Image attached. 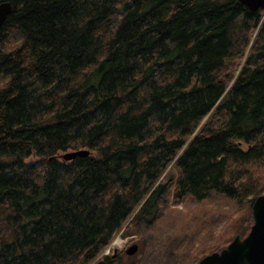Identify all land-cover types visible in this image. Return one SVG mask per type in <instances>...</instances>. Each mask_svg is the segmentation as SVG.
I'll use <instances>...</instances> for the list:
<instances>
[{
  "label": "trees",
  "instance_id": "16d2710c",
  "mask_svg": "<svg viewBox=\"0 0 264 264\" xmlns=\"http://www.w3.org/2000/svg\"><path fill=\"white\" fill-rule=\"evenodd\" d=\"M5 1L0 264H93L169 191L250 206L264 193V10ZM120 257L101 258L133 264Z\"/></svg>",
  "mask_w": 264,
  "mask_h": 264
},
{
  "label": "rangeland",
  "instance_id": "374dc122",
  "mask_svg": "<svg viewBox=\"0 0 264 264\" xmlns=\"http://www.w3.org/2000/svg\"><path fill=\"white\" fill-rule=\"evenodd\" d=\"M256 169L264 176V162ZM251 222L248 202L240 204L214 192L202 200L190 196L176 200L169 191L156 205L154 214L138 221L134 233L121 230L113 239L119 238L120 243L114 245L112 241L98 258L112 254L116 248L125 263L197 264L204 255L225 247L235 235L244 237ZM133 243L137 251L127 255L125 249Z\"/></svg>",
  "mask_w": 264,
  "mask_h": 264
},
{
  "label": "water",
  "instance_id": "95a60500",
  "mask_svg": "<svg viewBox=\"0 0 264 264\" xmlns=\"http://www.w3.org/2000/svg\"><path fill=\"white\" fill-rule=\"evenodd\" d=\"M250 10H264V0H238ZM11 11L9 2L0 3V27ZM88 149L67 151L61 155L63 160H72L76 156H87ZM252 224L244 237L235 235L221 250L211 252L201 257L197 264H264V193L255 197L251 204ZM137 251L133 243L125 249L127 255ZM116 255V248L111 256ZM94 264H107L103 258Z\"/></svg>",
  "mask_w": 264,
  "mask_h": 264
},
{
  "label": "bare ground",
  "instance_id": "6f19581e",
  "mask_svg": "<svg viewBox=\"0 0 264 264\" xmlns=\"http://www.w3.org/2000/svg\"><path fill=\"white\" fill-rule=\"evenodd\" d=\"M6 2V1H5ZM2 3V2H1ZM82 149H86V148H82ZM63 153H65V152H63ZM63 153H61L59 156H60V158H61V155L63 154ZM62 159V158H61ZM63 160V159H62ZM114 245H118L119 243H120V239L119 238H117V239H115L113 242H112ZM113 245V246H114ZM107 260V259H106Z\"/></svg>",
  "mask_w": 264,
  "mask_h": 264
}]
</instances>
